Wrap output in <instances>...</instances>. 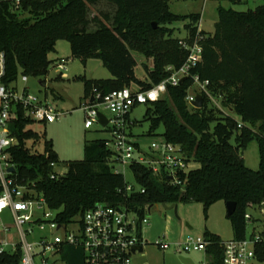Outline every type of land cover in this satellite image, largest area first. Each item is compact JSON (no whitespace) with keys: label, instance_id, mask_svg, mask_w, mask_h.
<instances>
[{"label":"trees","instance_id":"obj_1","mask_svg":"<svg viewBox=\"0 0 264 264\" xmlns=\"http://www.w3.org/2000/svg\"><path fill=\"white\" fill-rule=\"evenodd\" d=\"M99 1L113 5L114 14L111 19L104 15L105 20H111L110 25L99 21V27L90 31L88 5ZM226 1L233 5L249 1L258 4L244 11L219 7L214 31L198 32L202 59L192 74L209 81L208 89L219 107L205 97L201 108L188 105L185 97L189 78L176 86L168 85L162 98L145 104L149 134L162 126L163 140L178 145L186 162L198 163V168L177 172L179 183L174 184L163 169L154 173L147 165L131 163L129 168L139 189L125 194L119 191L126 184L123 174L112 170L116 159L107 144L109 139H97L84 144L82 160L67 161L64 174L51 178L54 168L50 164L58 163L52 142L43 140L42 152L27 146L26 141L39 143L40 137L31 127L34 122L20 108L18 118L10 125L17 139L10 149L16 182L42 194L48 207L59 210V219L65 223L99 202L123 204L136 209L141 218L146 209L159 204L194 200L208 209L218 201H234L235 210L227 217L234 239L243 238L247 209H260L264 203V0ZM199 19V14L171 12L168 0H22L17 8L2 1L0 51L6 61L3 82H13L22 74L39 78L44 85L41 78L55 62L48 55L62 39L69 42L73 58L83 63L99 59L111 74L106 79H85V99L92 93L106 94L132 84L144 90L169 76L165 70L168 65L178 68L186 58L187 51L169 25L184 21V38L191 41L197 35ZM134 52L153 59L154 68L146 71L144 79L135 75ZM253 141L259 151L256 171L242 158V151ZM203 238L210 264H221L219 236L206 232ZM79 253L68 248L66 263L79 264ZM258 260H264V251ZM18 262L19 254L0 255V264Z\"/></svg>","mask_w":264,"mask_h":264},{"label":"built area","instance_id":"obj_2","mask_svg":"<svg viewBox=\"0 0 264 264\" xmlns=\"http://www.w3.org/2000/svg\"><path fill=\"white\" fill-rule=\"evenodd\" d=\"M9 2L17 8L22 0H0ZM197 35L193 40L180 38V46L187 51L183 63L174 68L168 65L165 70L169 76L161 82L147 89H139L134 85L124 86L121 89L112 90L106 94L92 93L81 109L85 115L84 127L90 128L98 120L100 107H104L113 113V118L108 119L107 125L112 124V151L115 163L130 165L138 162L149 166L154 173L161 169L169 175L172 183L178 184L177 172H187L189 162L178 145L162 140L151 145L149 156H145L125 133V116L131 109L139 104L155 102L162 98L167 86L178 85L181 79L189 78L191 84L187 90L185 101L188 105L197 94L202 95L213 105L219 107L217 98L210 93L209 81L201 79L199 75L192 74L202 59V47L199 44L201 38ZM59 70H65V62L56 64ZM6 61L4 52L0 51V215L8 212L11 224L0 222V233L8 235L15 231L16 238L0 242V255L4 253L19 254L18 264H67L64 255L68 248L80 252L77 255L79 264H131V259L137 253L134 247L142 246L144 241L141 236L143 224H148V219L142 216L140 219L129 218V214H137L136 209L123 204L113 205L106 202L96 203L87 209L81 216L68 223L61 222L59 210L48 207L45 198L29 185H21L16 182L14 176L16 168L10 157V149L17 144L16 137L12 134L10 125L18 118L21 108L33 122L53 123L66 112H60L50 105L45 97L42 99L36 94L30 93L27 87L19 91L16 80L8 84L3 82L5 76ZM23 82L28 76L22 75ZM93 96V101L91 97ZM203 101V100H202ZM193 107V106H192ZM241 127V123L238 124ZM110 146V140L107 143ZM137 151L139 159L135 160L134 152ZM54 170L51 178H58L64 174L55 171L56 163L50 164ZM14 167V172L8 169ZM112 170L116 173L119 170ZM130 184H125L120 192L129 194L138 190ZM158 206V205H156ZM152 207L145 211H150ZM260 212L263 209L260 207ZM246 223L251 222L252 217L247 212L244 215ZM160 249H165L167 244L160 240L157 242ZM184 250L204 251L206 241L204 238L188 237L182 244ZM11 250L7 251L6 247ZM264 251V231L253 230L249 237L231 239L222 242L221 264H250L252 261L264 263L258 260V256ZM211 260L208 258L207 264Z\"/></svg>","mask_w":264,"mask_h":264},{"label":"rangeland","instance_id":"obj_3","mask_svg":"<svg viewBox=\"0 0 264 264\" xmlns=\"http://www.w3.org/2000/svg\"><path fill=\"white\" fill-rule=\"evenodd\" d=\"M258 1H249L245 4H231L226 0H168V7L171 12L177 15L199 14L200 19L197 23V30L207 34L212 33L215 23L218 19V8H233L244 11L253 9ZM114 6L99 1L94 5H88V18L91 23L88 27L90 31L99 27V21L106 25L111 24V20H105L104 15H109L110 19L114 14ZM96 18L93 21V18ZM98 20V21H97ZM184 21L175 23L173 35L177 38L187 37V31L183 28ZM141 52V51H140ZM140 52H134L133 55L137 61L135 75L139 79H144L146 71L154 68L153 59L146 57ZM49 58L54 62L50 66L46 77L41 78L45 81L44 85L39 83V78L28 76V80L23 82L22 74H18L16 79L17 87L20 90L27 87L30 93L36 94L45 100L60 112H66L53 123L34 122L31 127L40 137V142L26 141V144L32 151L42 152L43 140L51 141L55 151L58 163L55 167L57 173L65 172V163L70 160H82L85 156L84 144L97 139H109L110 148H112V124L102 127L94 122L90 128L84 127L85 115L81 107L86 102L84 97L85 79H106L111 74L99 59L90 58L83 63L71 55L69 42L66 40L56 41L55 51L49 53ZM60 61L65 62V70H59L56 64ZM133 87H136L135 85ZM100 111L107 119L113 118V113L100 107ZM146 105L139 104L134 106L127 119H124L125 132L128 138L138 145V149L149 156L151 145L160 143L163 140V127L160 126L153 134H149L150 121L145 120ZM257 127V126H256ZM232 142L234 140L232 139ZM135 160L139 159L137 151L134 152ZM244 163L252 170L259 169V151L257 142H251L245 150L242 151ZM114 168L123 174L127 184L138 187L129 165L114 163ZM199 164L190 162L187 171L198 168ZM171 204H166L170 206ZM176 215L173 209H166L159 204L153 206L150 211H145L142 216L148 219V224H143L141 236L144 241L143 250L137 253L131 259V264H207L208 258L204 251L184 250L183 243L188 237H204L206 232L213 233L221 239L222 242L234 238L231 222L227 217L224 201H218L205 209L201 202L194 200L179 201L176 203ZM252 220L246 227V236L249 237L253 230H262V214L258 207L247 209ZM129 218L140 219V216L133 213ZM0 222L11 224V218L8 212L0 215ZM16 238L15 231L12 229L8 235L0 233V242L13 240ZM167 244L165 249H160L157 242ZM11 250L10 246L6 247ZM250 264H264L258 261H252Z\"/></svg>","mask_w":264,"mask_h":264},{"label":"water","instance_id":"obj_4","mask_svg":"<svg viewBox=\"0 0 264 264\" xmlns=\"http://www.w3.org/2000/svg\"><path fill=\"white\" fill-rule=\"evenodd\" d=\"M157 26V24L154 22L153 23V27L155 28ZM183 81V79H181L179 82L181 83ZM203 98L202 95L197 94L195 99L191 102V105L195 108H201L203 105ZM91 101H93V96L91 97ZM97 123H99L102 127H105L108 123V119L106 118V116L102 113V112H98V120ZM10 172H14L15 168L14 167H10L8 169ZM162 206L166 209H173L174 213L176 215V211H177V206L176 204H171L170 206H166V204H162ZM225 206H226V213L227 215H231L233 213V211L235 210L236 207V203L234 201H227L225 202ZM261 208L263 209V213H264V203L261 204ZM138 250L139 252H142L143 247L142 246H137L133 248V251Z\"/></svg>","mask_w":264,"mask_h":264}]
</instances>
